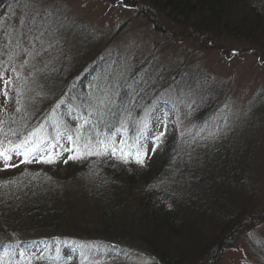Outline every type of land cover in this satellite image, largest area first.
Returning a JSON list of instances; mask_svg holds the SVG:
<instances>
[{
    "label": "trees",
    "instance_id": "1",
    "mask_svg": "<svg viewBox=\"0 0 264 264\" xmlns=\"http://www.w3.org/2000/svg\"><path fill=\"white\" fill-rule=\"evenodd\" d=\"M126 1L140 10L152 13L155 9L179 17L202 31L223 28L248 41L264 43V3L260 0ZM249 1L253 4L246 11L237 6ZM4 3L0 0V15L6 11ZM67 27L64 34L74 42L75 37L69 36L68 30L79 32V23L71 20ZM25 38L32 52L31 35ZM10 39L0 40V76L3 77L0 79V120L3 121L0 138L6 136L18 143V137L23 139L41 125V136L55 137L57 129L64 135L67 128L60 127L63 120L71 127L67 129L70 135L75 136L77 125H82L85 137L110 136L115 142L123 135L126 141L133 138L148 103L152 109L159 108L154 111L155 123L160 112L168 113L171 123L166 124L160 141L155 140L156 129L143 133V146L152 141L160 151L159 156L150 157L148 163L145 161L143 167L133 160L123 163L112 156L70 160L71 152L57 149L65 156V175L59 174L61 165L56 163H22L13 172L1 169L0 258L3 264H22L25 258L19 256L20 252H27L31 264H59L62 260H68L69 264H144L137 258L139 250L145 256L154 255L157 264H197L216 256L250 221L251 206L234 196L239 192L238 187L233 183L228 185L225 178L227 163L231 162V154L227 152L231 149L220 156L218 142L214 143L220 139L225 147L232 146L236 138L222 130L224 127L216 122V113L189 114L186 127H179L177 112L170 105L173 101L163 94L167 85L157 91V78L152 84L147 80L137 83L135 74L130 85V82L118 84L109 101L98 104L93 101L95 98L85 96L84 102L81 92L90 85L93 72L101 69L103 61L82 71L80 56L78 63L74 53L69 55L64 51L65 56L56 55L55 61L49 63V76L45 80L36 81L33 72L27 75L31 79L25 78V74L19 78L12 60L20 59L23 48L15 44L16 39L11 42ZM25 61L18 62L25 64ZM65 63L73 68L67 75L60 73ZM70 70L72 73L76 70V74L72 76ZM9 77L17 80L9 84ZM38 86L52 96L53 107H58L54 102L60 100L61 110L56 108V113H51V105L42 107V113L33 119L29 111L17 104L16 98L18 92L27 91L32 95ZM172 87L173 84L167 89ZM64 95L66 98L61 99ZM132 98L137 101L132 103ZM70 99L76 105L70 104ZM138 101L140 105H136ZM122 119L126 123L123 126ZM66 141L61 139L60 144L71 148ZM83 143L82 139L81 148ZM26 229H33L34 236L27 238L32 233H23ZM15 230L21 231L11 235L10 231ZM53 244L61 245L65 252L70 250L62 257L47 250ZM36 247L42 248L39 255L32 252Z\"/></svg>",
    "mask_w": 264,
    "mask_h": 264
},
{
    "label": "rangeland",
    "instance_id": "2",
    "mask_svg": "<svg viewBox=\"0 0 264 264\" xmlns=\"http://www.w3.org/2000/svg\"><path fill=\"white\" fill-rule=\"evenodd\" d=\"M3 1L6 11L0 15V40L5 37L12 38L10 42L16 39L15 44L23 48L19 53L20 59L12 60L16 64L15 71L19 78L25 74V78L31 79L27 75L33 72L32 77L36 81L45 80L49 76V63L55 61L56 55L60 56L65 51L69 55L74 53L78 63L80 56L82 71L93 64L104 62L99 71L93 72L89 87L81 92L84 102L87 101L85 96L95 98L93 101L98 104L109 101V97L115 95L118 84L130 82V85L131 76L135 74L137 83L147 80L148 84H152L157 78V91L167 85L164 86L163 94L173 101L170 105L177 112L179 127H186V117L189 114L201 115L202 111L216 113V122L225 128L222 130L230 132L229 136L234 135L236 138L231 142L232 146L227 147L220 139L214 142H218L216 148L220 149V156L231 149L227 152L231 154V162L227 163L228 174L225 176L227 184L233 183L238 187L236 191L239 192L234 196L249 203V217H252L229 245H225L216 256L204 258L197 264H264V43L248 41L223 28L202 31L189 21L155 9H152V13L140 10L139 6L127 3L126 0ZM260 1L264 3V0ZM252 4L249 1L246 5L237 6L241 11H246ZM71 20L79 23V32L68 30L71 33L69 36L75 37L74 42H70L69 37L64 34ZM30 35L32 52L29 41L25 38ZM23 54L25 55L22 56ZM22 60H26L25 64L18 62ZM70 67L65 63L60 73L67 75L69 69H73ZM70 71L71 74L73 70ZM75 74L76 70L71 75ZM0 79L3 77L0 76ZM16 80L9 77V84ZM172 84L173 87L167 89ZM26 92H18L17 104L22 105V110L29 111L28 114L33 119L42 113L43 108L51 105L52 96L44 88L38 86L32 95ZM93 93L95 97L89 95ZM144 93L148 94L145 90ZM65 98V95L61 97ZM132 99V103L137 101L136 98ZM69 102L76 103L73 99ZM54 103L58 107L51 105V113H56V108L61 110L60 100ZM136 105H140L139 101ZM144 109L137 131L132 139L126 141L129 146H142L148 163L150 157L153 159L159 156L160 151L152 141L143 146V133L152 128L158 134L164 133L166 124L169 126L171 121L168 113L165 115L160 112L155 123L154 111L157 112L159 108L152 109V105L148 103ZM56 120L58 122V118ZM123 120L120 122L122 126L126 124ZM143 124L147 127L142 131ZM60 127L71 128L63 120ZM209 128L212 130L214 126ZM123 137L125 136L122 135L115 141L117 146H123L120 145ZM127 150L134 152L135 147H128ZM64 159L62 154L55 162L56 165H61L60 175L66 174ZM23 160L22 154L14 153L7 161L9 167L5 168V161H0V170L13 172ZM129 160L134 161L131 157ZM18 231H10V234H17ZM32 232L33 229H26L23 233ZM41 249L36 247L32 252L39 255ZM47 250L64 257L70 248L65 252L61 245L53 244ZM145 255L139 250L137 258L141 263H158L154 255ZM59 264L69 262L62 260Z\"/></svg>",
    "mask_w": 264,
    "mask_h": 264
},
{
    "label": "snow or ice",
    "instance_id": "3",
    "mask_svg": "<svg viewBox=\"0 0 264 264\" xmlns=\"http://www.w3.org/2000/svg\"><path fill=\"white\" fill-rule=\"evenodd\" d=\"M7 83V81H6ZM20 109H17L19 111ZM89 121L85 118V124H88ZM3 125V121L0 120V126ZM147 125L143 124V128H146ZM76 135L68 134L67 129L64 132V135L60 134V131L57 129L55 137H44L41 136L43 132V125L33 129L28 132L23 139H19V142H14L8 140L6 136L0 138V159L5 161V168L9 167L7 161L11 159L10 153L15 152L16 155H23L24 160L22 163H44V164H53L56 162V159L60 156L61 152L57 149H62V151L71 152L72 155L69 156L70 160H79L85 156H112L116 157L123 163H128L129 158H133L136 164L141 165L142 167L145 164L146 153L143 151L142 146H129L127 141L121 140L120 145L117 146L112 138L103 137L101 135L93 136H84L83 126L77 125V128L74 130ZM15 134V133H14ZM164 133H159L155 136L156 141H160ZM67 139L72 145L71 148H64L60 144L61 139ZM84 140L83 147L81 148L79 142ZM7 141V143H5ZM128 147H135L134 152H129ZM155 151V149H153ZM67 162V161H65ZM15 166V165H13ZM19 256L25 258L22 264H31L30 258H28L27 252H20ZM0 264H3L2 258H0Z\"/></svg>",
    "mask_w": 264,
    "mask_h": 264
}]
</instances>
